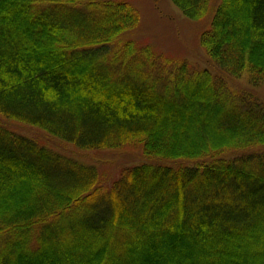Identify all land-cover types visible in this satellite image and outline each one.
Listing matches in <instances>:
<instances>
[{"label": "trees", "instance_id": "trees-1", "mask_svg": "<svg viewBox=\"0 0 264 264\" xmlns=\"http://www.w3.org/2000/svg\"><path fill=\"white\" fill-rule=\"evenodd\" d=\"M170 2L200 22L212 0ZM140 24L124 0H0V117L146 160L108 183L0 125V264H264V105L224 81L264 91V0L217 2L213 71L115 51Z\"/></svg>", "mask_w": 264, "mask_h": 264}, {"label": "rangeland", "instance_id": "rangeland-1", "mask_svg": "<svg viewBox=\"0 0 264 264\" xmlns=\"http://www.w3.org/2000/svg\"><path fill=\"white\" fill-rule=\"evenodd\" d=\"M124 1L131 3L140 12L141 24L138 29L120 39L121 44L114 47L115 51L121 50L125 41H134L138 51L150 47L154 51V58H156L154 61L156 68L153 70L155 75L157 72H161V69H164L167 74L172 69L171 65L177 62L186 63L192 71L205 69L213 71V66L201 47L200 38L209 29L219 0H212L208 17L200 22L184 18L170 0ZM162 74H164L163 71ZM216 76L222 77L217 72ZM224 79L226 84L240 95L264 105V91L250 86L246 77L241 80ZM0 125L6 126L12 132L34 140L61 155L96 166L108 183L114 182L124 168L146 161L139 147L102 153H78L72 147H67L36 129L18 123H7L2 117H0ZM230 156L232 155L227 158Z\"/></svg>", "mask_w": 264, "mask_h": 264}]
</instances>
